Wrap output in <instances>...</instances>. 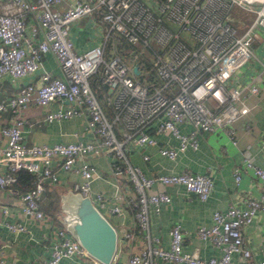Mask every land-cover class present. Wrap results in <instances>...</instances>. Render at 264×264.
<instances>
[{"label": "built area", "instance_id": "2783aa9c", "mask_svg": "<svg viewBox=\"0 0 264 264\" xmlns=\"http://www.w3.org/2000/svg\"><path fill=\"white\" fill-rule=\"evenodd\" d=\"M1 1L0 79L33 73L46 51L55 55L62 72L59 76L45 70L39 82L21 83L12 95L0 99V111L11 112V121L0 128L4 135L0 158L6 165L0 171V188H12L19 169L33 175L30 185L19 194L22 211L36 218L43 216L41 194L47 178L58 179L53 167L57 161L62 169L78 173L72 191L88 196L101 212H119L122 199L133 205L136 228L145 235L147 244L132 252L124 264H152L153 258L169 264H236L234 254L249 264H264V245L261 257L255 259L243 234L255 212L264 209V166L245 158V165L261 183L258 197H248L244 207L231 202L224 209H215L210 224L198 225L197 235L220 250L218 255L202 257L183 250L182 228L177 222L168 229V246H163L149 229L148 212L150 207L159 210L171 199L168 192L152 189L157 183H180L199 199H206L213 188L211 175L186 169L146 174L125 153L127 141L153 144L157 143L154 133L169 132L177 144L159 145L158 152L174 158L179 150L196 148L201 131H232V121L248 110L243 97L256 93L258 87L255 82L235 86L228 80L252 54V43L264 29V0H72L62 9L57 7L62 0ZM234 7L251 14L242 25L231 20ZM29 11L35 13L40 38L35 37L36 28L27 30L25 13ZM84 15H95L107 27L99 42L77 50L70 26ZM119 40L129 46L127 53L124 45H117ZM108 41L111 49L105 55ZM96 74L105 88L104 100L113 106L111 116L91 86ZM54 100L69 104L46 111V119L84 115L87 128L97 139L26 143L22 108L30 103L47 106ZM118 123L123 124L120 133ZM181 123L190 128L181 130ZM89 152L109 155L116 186L111 197L92 190L96 167L83 158ZM79 157L82 159L76 166ZM142 158L148 159V153L143 152ZM123 174L133 185L130 194L119 188ZM234 178L236 182L240 179L238 168ZM0 209L8 211L1 203ZM4 224L13 232L27 230L20 220L6 219ZM56 231L58 238L52 242L45 264H61L62 257L72 254L97 259L65 228ZM106 264L117 263L110 260Z\"/></svg>", "mask_w": 264, "mask_h": 264}, {"label": "crops", "instance_id": "0c3cea01", "mask_svg": "<svg viewBox=\"0 0 264 264\" xmlns=\"http://www.w3.org/2000/svg\"><path fill=\"white\" fill-rule=\"evenodd\" d=\"M72 0H62L57 7L65 8ZM3 5L0 0V6ZM246 10L236 11L231 15L234 23L242 25L250 17ZM27 30L36 28V38L41 37V28L32 11L25 13ZM97 24V25H96ZM107 25L97 19L95 15H84L73 21L70 26V36L77 50H81L99 42L102 32ZM252 43V54L246 59L229 78V83L244 87L248 83L255 82L258 90L256 93H246L243 104L248 107L247 112L237 116L229 129L218 128L213 131H201L197 134L198 146L187 147L179 150L174 158H169L158 152L159 145H176L177 139L169 132L154 133L157 143L134 144L127 141L125 153L128 160L139 165L146 174L155 172H173L191 170L205 172L213 178V188L206 199H199L194 193L189 192L180 183H157L152 189H161L171 196L170 201L163 202L159 210L150 207L148 212L149 229L157 234L163 246H168V229L173 223H180L183 233L182 248L185 251L197 252L202 257L218 255L220 250L206 238L197 235L199 224H210L212 212L215 209H224L229 203L234 202L239 206H246L248 197H258L260 181L253 173L251 167L245 165L246 157L252 162L264 166V29ZM122 43L121 40L118 41ZM108 43V42H107ZM111 49V44H110ZM53 75L62 76L60 66L55 55L51 51L42 54L38 68L31 74L19 78H11L10 75L0 79V99L12 95L21 83L27 81L39 82L44 71ZM101 84V83H100ZM102 85V84H101ZM103 86V85H102ZM104 87V86H103ZM105 89V88H104ZM103 91L101 100H104ZM246 89L244 88L243 91ZM107 103V102H106ZM67 101L54 100L47 106L30 103L22 108L20 116L24 119L21 123L23 140L26 143L54 141L82 140L94 141L95 133L87 128L86 116L73 115L59 119L48 120L46 111L58 106L65 107ZM242 104V103H240ZM109 106L107 114L113 113V106ZM11 118L9 109L0 111V128L8 123ZM181 130L190 128L188 124H179ZM123 129V124L118 123V132ZM0 143H4V135L0 130ZM148 153L149 158H142V153ZM107 153L89 152L84 159L93 163L96 167V176L91 187L93 191H101L107 197L116 191L114 176L110 173ZM82 158L75 160L79 164ZM58 179L45 181V188L41 194L40 207L43 216L36 218L24 213L19 204V194L30 185V181L19 178L14 186L0 188V203L8 209L4 213L0 209V258L1 264H45L50 255L52 242L58 238L57 228L63 227L70 236L74 237L71 229L66 228L76 215L80 214L83 198L72 191V182L78 178L74 170H64L57 161L53 162ZM6 168L0 158V171ZM238 168L240 179L236 182L234 169ZM121 191L130 194L133 185L123 174L119 179ZM14 188V189H13ZM121 210L113 212L103 210L102 213L113 225L117 232V245L112 261L124 264L129 255L140 250L147 244V239L136 228V219L133 214L134 207L125 199L119 201ZM95 204V203H94ZM55 209V210H54ZM6 219L20 220L26 224V231L13 232L4 224ZM125 232L131 233L129 237ZM246 243L253 251V257H261V247L264 245V209H258L251 220L243 227ZM236 264H249L236 254L233 255ZM61 264H106L99 259L83 257L77 254L64 256ZM152 264H169L160 259L153 258ZM181 264V263H177Z\"/></svg>", "mask_w": 264, "mask_h": 264}, {"label": "water", "instance_id": "95a60500", "mask_svg": "<svg viewBox=\"0 0 264 264\" xmlns=\"http://www.w3.org/2000/svg\"><path fill=\"white\" fill-rule=\"evenodd\" d=\"M137 71V65H133ZM79 203L80 214L76 215L65 227L70 228L84 248L97 259L108 263L116 250L117 232L105 215L95 206L88 196H83Z\"/></svg>", "mask_w": 264, "mask_h": 264}, {"label": "trees", "instance_id": "16d2710c", "mask_svg": "<svg viewBox=\"0 0 264 264\" xmlns=\"http://www.w3.org/2000/svg\"><path fill=\"white\" fill-rule=\"evenodd\" d=\"M110 44H111L110 41H108V43L106 44L105 55H108L110 53ZM121 44L124 45L123 52L127 53L128 50H129V46L127 44L123 43V42L122 43L119 42V46ZM141 63H142V60H141ZM146 77H150V75H146ZM91 86L95 90L97 95L101 96V92L103 91L104 87L100 84V80H99L98 74L94 75L93 78L91 79ZM103 105L105 106L106 110L110 109L109 106L106 107L107 103L104 102V101H103ZM17 174H18L19 178L23 177L24 179L28 180V182L32 181L33 175H32V173H30L27 170L19 169L17 171Z\"/></svg>", "mask_w": 264, "mask_h": 264}, {"label": "rangeland", "instance_id": "374dc122", "mask_svg": "<svg viewBox=\"0 0 264 264\" xmlns=\"http://www.w3.org/2000/svg\"><path fill=\"white\" fill-rule=\"evenodd\" d=\"M236 11L240 12V14H241L242 11H244V10H242V9H240V8H238V7H234V8H233V12L235 13ZM96 25H97V24H96Z\"/></svg>", "mask_w": 264, "mask_h": 264}]
</instances>
